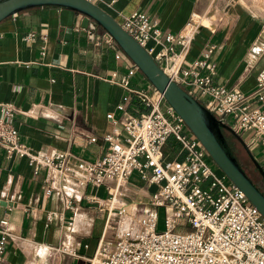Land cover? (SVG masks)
<instances>
[{
	"label": "crops",
	"instance_id": "0c3cea01",
	"mask_svg": "<svg viewBox=\"0 0 264 264\" xmlns=\"http://www.w3.org/2000/svg\"><path fill=\"white\" fill-rule=\"evenodd\" d=\"M111 1L96 5L118 23L133 12H143L157 21L163 33L174 35L191 14H199L204 26L190 45L185 66L214 45L213 84L244 93L254 90L257 75L264 71V9L259 4L249 0ZM206 21L215 22L214 26ZM28 34H34V40H26ZM104 34L87 16L56 6L26 9L0 22V104L10 103L20 111L12 124L34 158L67 152L75 169L78 162L92 163L105 155L102 136L110 130L106 115L112 112L120 117L115 107L125 95L111 76L113 72L122 76L134 64L119 46L107 44ZM131 83L135 87L149 84L139 70ZM259 106L264 110V102ZM129 111L138 113L135 107ZM238 136L264 172V143L253 132ZM176 157L178 153L172 158ZM128 181L123 184L128 201L140 204L154 191L142 182L131 189ZM45 190L44 171L34 174L26 158L7 159L0 148V231L9 233L0 264H89L98 243L111 241L104 232L108 222L104 204L110 197L106 185L80 186L69 180L51 196ZM67 197L72 200L70 209L65 207ZM91 197L96 202L87 199ZM71 219L73 224L68 226ZM111 220L116 221V216ZM65 243L82 259L56 251Z\"/></svg>",
	"mask_w": 264,
	"mask_h": 264
},
{
	"label": "built area",
	"instance_id": "2783aa9c",
	"mask_svg": "<svg viewBox=\"0 0 264 264\" xmlns=\"http://www.w3.org/2000/svg\"><path fill=\"white\" fill-rule=\"evenodd\" d=\"M87 1L96 5L102 0ZM201 17L191 14L176 35L163 33L157 21L143 12L124 16L118 24L172 82L221 124L235 133L253 132L264 143V110L259 106L264 102V71L257 75L254 90L244 93L213 84L214 45L185 66L190 45L203 27ZM34 38V34L25 37L29 41ZM103 38L115 45L108 33ZM120 57L119 53L115 55L116 59ZM137 72L133 65L120 77L112 73L111 82L125 95L115 107L120 117L112 112L106 115L110 130L102 136L107 149L101 159L78 162L72 169L67 152L34 158L12 124L20 111L10 103L0 104V148L5 157L26 158L36 175L44 171L47 197L56 189L62 190L69 180L80 186L106 185L110 197L104 204L108 214L104 232L111 241L98 243L92 258H98V264H264L263 216L241 189L225 176L216 175L206 150L193 134H188L189 129L163 94L150 83L132 85ZM131 107L138 113L132 114ZM170 138L179 146L176 158L163 154ZM133 174L154 187L148 203L162 209L163 231H157L156 213H138L139 203L125 199L123 184ZM87 199L96 202L95 197ZM131 206L135 207L133 213ZM65 207L72 208L70 197L65 199ZM72 224L71 219L68 226ZM8 238L9 233L0 231V259ZM56 251L82 259L68 243ZM88 263L92 264L91 259Z\"/></svg>",
	"mask_w": 264,
	"mask_h": 264
},
{
	"label": "water",
	"instance_id": "95a60500",
	"mask_svg": "<svg viewBox=\"0 0 264 264\" xmlns=\"http://www.w3.org/2000/svg\"><path fill=\"white\" fill-rule=\"evenodd\" d=\"M43 6L64 7L83 14L108 33L146 80L163 94L167 103L181 117L212 161L233 184L243 191L249 202L264 218V195L239 166L220 129L224 128L234 134L264 178L263 170L254 160L242 139L230 127L216 122L212 114L172 82L152 57L103 9L87 0H0V22L20 11Z\"/></svg>",
	"mask_w": 264,
	"mask_h": 264
},
{
	"label": "rangeland",
	"instance_id": "374dc122",
	"mask_svg": "<svg viewBox=\"0 0 264 264\" xmlns=\"http://www.w3.org/2000/svg\"><path fill=\"white\" fill-rule=\"evenodd\" d=\"M250 2H252L253 4H259V6H262L263 9H264V0H249ZM211 17V16H210ZM214 23H208L206 21V24L209 26V27H212L214 26ZM127 57V56H126ZM128 58V57H127ZM141 73V72H140ZM142 74V73H141ZM143 75V74H142ZM144 76V75H143ZM145 77V76H144ZM147 81V80H146ZM190 131V130H189ZM188 131V134H192L191 131L189 132ZM238 135H240L241 133H237ZM227 140H230V146L231 148L236 151L235 154H236V157L239 161V163L246 169L250 170V167H248V161L246 159V157L242 156L241 154V151H240V143L236 140H232L231 137H228ZM176 148V151L172 152L171 149ZM179 150V146L178 144H176L174 142V140L172 138L169 139L166 147L164 148V154H168L169 156L171 157H174L177 155V151ZM172 152V153H171ZM210 158V157H209ZM245 158V159H244ZM210 164H211V167L214 169V172L216 173V175L218 176H225V174L218 168V166L212 161V159L210 158ZM226 177V176H225ZM227 178V177H226ZM228 179V178H227ZM229 180V179H228ZM129 185H130V188L133 189L134 187H137L138 186V183L141 182L140 179L137 177L136 174H133L130 178H129V181H128ZM149 201V198H147V200L140 204H138V213H143L144 212V209H150V211L154 212L157 214V231L160 232V231H163L164 229V215H163V211L162 209H156V208H153L152 206L149 205V203L147 202ZM131 210V213L135 212L134 209H130ZM133 210V211H132ZM182 224V221H179V225ZM108 240H110L108 238ZM34 253V252H33ZM92 257V256H91ZM94 264L95 262L96 263H99L98 262V259H92L91 260Z\"/></svg>",
	"mask_w": 264,
	"mask_h": 264
},
{
	"label": "trees",
	"instance_id": "16d2710c",
	"mask_svg": "<svg viewBox=\"0 0 264 264\" xmlns=\"http://www.w3.org/2000/svg\"><path fill=\"white\" fill-rule=\"evenodd\" d=\"M61 8H64V7H61ZM68 9V8H67ZM116 44V43H115ZM117 45V44H116ZM118 46V45H117ZM186 92V91H185ZM198 102V101H197ZM199 103V102H198ZM200 104V103H199ZM214 117V119L216 120V122H218L219 124H221L218 119L212 115ZM223 125V124H222ZM221 131V134L223 135V138L225 140V142L227 143V145L229 146V148L231 149L237 163L239 164V166L244 170V172L246 173V175L250 178V180L252 181V183L260 190V192L264 195V191H263V188H264V178L263 176L260 174L259 170L255 167V165L253 164V162L249 159L246 151L244 150V148L242 147V145H240L239 147L244 151L245 155L247 156L246 159L248 161V167H250V170L246 169V167L244 168L238 161L237 157H236V154L231 146H230V140H227L228 137H231L232 140H235V136L232 132L224 129V128H221L220 129ZM237 140V139H236ZM169 141V140H168ZM167 141V142H168ZM238 141V140H237ZM240 143V142H239ZM177 144V143H176ZM166 147V145L164 146V148ZM163 148V150H164ZM172 152L176 151V148L173 147V149H171ZM179 151V150H178ZM177 151V153H178ZM171 152V153H172ZM168 157L172 158L171 156L168 155Z\"/></svg>",
	"mask_w": 264,
	"mask_h": 264
},
{
	"label": "bare ground",
	"instance_id": "6f19581e",
	"mask_svg": "<svg viewBox=\"0 0 264 264\" xmlns=\"http://www.w3.org/2000/svg\"><path fill=\"white\" fill-rule=\"evenodd\" d=\"M200 22H201V24L204 26L203 21L201 20ZM95 259H98V258H95ZM91 262H92V261H91ZM98 262H99V261H98ZM92 264H94V263L92 262ZM95 264H98V263L95 262Z\"/></svg>",
	"mask_w": 264,
	"mask_h": 264
}]
</instances>
